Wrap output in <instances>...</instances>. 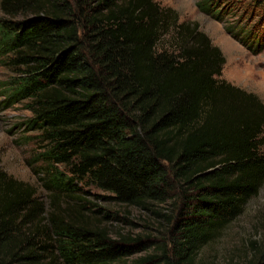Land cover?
Wrapping results in <instances>:
<instances>
[{
	"label": "trees",
	"instance_id": "obj_1",
	"mask_svg": "<svg viewBox=\"0 0 264 264\" xmlns=\"http://www.w3.org/2000/svg\"><path fill=\"white\" fill-rule=\"evenodd\" d=\"M245 1L198 6L260 52L264 0ZM0 14V106L24 103L47 163L46 199L0 165V264H200L264 184V103L218 79L219 47L154 0H0ZM90 187L140 210L172 203L153 210L163 243L136 256L150 242L94 226Z\"/></svg>",
	"mask_w": 264,
	"mask_h": 264
},
{
	"label": "rangeland",
	"instance_id": "obj_2",
	"mask_svg": "<svg viewBox=\"0 0 264 264\" xmlns=\"http://www.w3.org/2000/svg\"><path fill=\"white\" fill-rule=\"evenodd\" d=\"M154 1L160 6L173 9L179 22L196 24L198 30L204 32L211 43L219 47L225 63L218 79L254 93L264 103V48L260 52H253L242 45L224 30L223 22L199 8L198 0ZM169 42L170 35H165L160 40V45H168ZM10 74L9 68L0 64V80H6ZM28 116L30 113L24 108L23 102L6 109L0 106V165L13 177L35 184L40 196L46 199L40 168L46 167L47 163L41 159H33L41 151V142L36 133L24 132L22 122ZM88 191L91 195L85 194V197L93 202V206L89 207L90 211L85 212V216L94 226L103 227L112 237L127 235L150 242L151 247L136 256L154 251L157 244L163 243L168 226L164 224V218L153 210L168 214L174 209L172 203L153 204L150 210H140L113 200L110 193L95 187H90ZM99 208L101 213H92V210ZM263 248L264 184L257 195L247 202L242 213L214 240L200 249L197 262L248 264Z\"/></svg>",
	"mask_w": 264,
	"mask_h": 264
}]
</instances>
